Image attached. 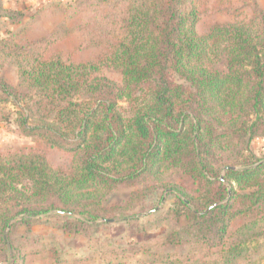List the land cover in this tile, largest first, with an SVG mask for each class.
<instances>
[{"label": "trees", "instance_id": "16d2710c", "mask_svg": "<svg viewBox=\"0 0 264 264\" xmlns=\"http://www.w3.org/2000/svg\"><path fill=\"white\" fill-rule=\"evenodd\" d=\"M43 3L20 16L34 19ZM72 4L71 29L89 34L87 25L96 24L106 40L91 43L111 48L104 63L121 80L73 61L71 53H48L53 33L19 41L24 30L16 28L0 39V66L18 71L16 84L0 76L17 131L70 157L57 168L40 152L0 153V263L20 264L34 251L15 245L12 231L42 217L70 235L118 218L136 232L158 228L157 237L189 252L215 247V260L188 255L185 264L245 258V243L262 234L249 230L264 222V161L248 159L256 156L254 139L264 136V8L253 4L199 34L197 0ZM178 171L190 176L192 190L165 180ZM141 180L146 185L124 205L108 204L118 185ZM167 194L174 203L163 210ZM144 213L158 216L138 226ZM249 213L254 219L240 227L247 234L229 241L232 222ZM170 257L160 261H180Z\"/></svg>", "mask_w": 264, "mask_h": 264}, {"label": "rangeland", "instance_id": "374dc122", "mask_svg": "<svg viewBox=\"0 0 264 264\" xmlns=\"http://www.w3.org/2000/svg\"><path fill=\"white\" fill-rule=\"evenodd\" d=\"M72 2L73 0H45L44 3L41 0H0V39L8 36L7 31L16 28L24 30L18 37L19 41H24L25 37L35 40L43 35L53 33V38L56 37V39L50 45L48 53H71L73 61L93 63L98 66L97 73L120 81L119 70L104 63L106 55L111 52V48L91 43L97 39L106 40L102 35L103 33H99L96 24L91 22L87 25L88 30L90 29L89 34L84 29L76 31L71 29L72 19L70 16L75 10ZM39 3H43L44 6L38 10L34 19H25L20 16L25 15L24 11L27 6L29 8L36 7ZM253 4L264 8V0H197L199 18L196 28L198 33H206L215 23L231 21L235 14L249 12ZM11 6L14 7L11 8ZM17 8H19L18 11ZM13 18L15 21L19 20L17 25L12 24L11 19ZM87 43L88 45L85 46ZM0 76L12 84L18 82V71L14 65L0 66ZM4 99L5 97L0 92V153L4 154L10 151L40 152L54 167L65 168L70 160L68 153L59 148H50L31 136L20 134L13 123L15 115L10 112L11 107L4 102ZM5 117L8 118V121L4 120ZM251 146L256 156L248 159L251 162L264 161V136L254 139ZM244 156H248V154L245 153ZM236 167L241 168L243 165L237 164ZM223 174L221 172V175ZM164 178L168 182H174L181 187L192 190L190 176L181 171L166 174ZM144 185L146 182L143 180L132 184L118 185L109 198L108 204L124 205L130 195ZM248 190L238 192L244 193ZM173 203L174 197L167 194L160 202L159 207L165 210L171 207ZM239 204L242 208L246 206L242 202ZM157 216L156 214L145 215L144 213L140 215L137 224L141 226V224L153 222ZM252 218L254 219V215L249 213L242 214L234 220L228 232L229 241L235 242L244 237L247 230H243V235H240V227ZM97 222V225L88 228L87 235L64 233L59 228L47 223L44 217L38 224L26 226L17 223L12 231L14 244L24 246V252L34 250L31 253H25L24 260L20 264H96L100 259H105L107 264H148L147 260L152 255L159 259L156 264H185L184 259L188 255H207L206 259L210 261L216 258L215 253H213L215 250L213 246L206 245L198 251L189 252V247L186 245H171L164 242L161 238L162 235L157 237L161 231L158 228H150L146 232L144 230L136 232L134 226L133 229H130L125 222L118 218L110 221L113 222L112 224L100 223L102 222L101 219ZM166 227H170V225H165L164 228ZM251 228L249 230L250 235L259 232L262 234L260 237H253L245 243L244 248L247 247L246 257L238 259L234 264H264V222ZM22 236L25 237L20 239ZM41 248H43V252H40ZM52 248H56L55 251ZM121 248H125L128 252L124 253ZM39 249L40 251L35 252ZM165 254H171L170 258L172 259L179 256L180 261H172L173 263L160 261ZM143 260L147 262H143Z\"/></svg>", "mask_w": 264, "mask_h": 264}, {"label": "crops", "instance_id": "0c3cea01", "mask_svg": "<svg viewBox=\"0 0 264 264\" xmlns=\"http://www.w3.org/2000/svg\"><path fill=\"white\" fill-rule=\"evenodd\" d=\"M45 0H41V2H44ZM14 6H11L13 8ZM102 260V261H101ZM105 259H100L96 264H107V262L104 261Z\"/></svg>", "mask_w": 264, "mask_h": 264}, {"label": "water", "instance_id": "95a60500", "mask_svg": "<svg viewBox=\"0 0 264 264\" xmlns=\"http://www.w3.org/2000/svg\"><path fill=\"white\" fill-rule=\"evenodd\" d=\"M231 169H234V167H230ZM215 205V204H214ZM110 221H113V219L112 220H110ZM0 264H2V263H0Z\"/></svg>", "mask_w": 264, "mask_h": 264}]
</instances>
